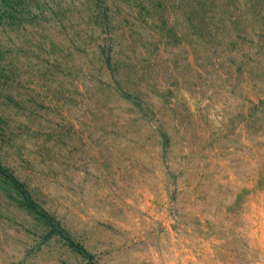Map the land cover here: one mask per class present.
<instances>
[{
    "label": "rangeland",
    "instance_id": "1",
    "mask_svg": "<svg viewBox=\"0 0 264 264\" xmlns=\"http://www.w3.org/2000/svg\"><path fill=\"white\" fill-rule=\"evenodd\" d=\"M0 264H264V0H0Z\"/></svg>",
    "mask_w": 264,
    "mask_h": 264
}]
</instances>
